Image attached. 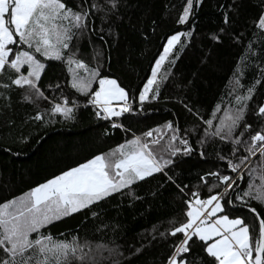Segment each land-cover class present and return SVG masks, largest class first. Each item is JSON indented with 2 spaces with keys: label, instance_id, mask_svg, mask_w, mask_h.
I'll use <instances>...</instances> for the list:
<instances>
[{
  "label": "trees",
  "instance_id": "16d2710c",
  "mask_svg": "<svg viewBox=\"0 0 264 264\" xmlns=\"http://www.w3.org/2000/svg\"><path fill=\"white\" fill-rule=\"evenodd\" d=\"M63 2L79 10L83 0ZM87 2L103 3V0ZM185 4L186 0H119L115 14L90 15L89 29L71 41L77 59L89 68H98L100 77L116 79L127 91L131 109L120 117L98 118L95 112L99 109L89 103L90 96L71 88L66 64L44 60L38 54L46 64L39 87L47 100L33 98L28 102L23 99V90L15 86L0 88V204L135 137L148 139L143 136L145 132L161 129L154 136H162L161 144L166 145L173 134L165 128L168 123L178 129L176 135L186 139L192 148L191 153L184 154V145L177 140L175 147L181 151L172 156L160 152L156 146L158 156L173 161L164 169L167 176L155 173L132 185L131 194L125 189L90 209L41 228V233L56 240L77 238L86 254L82 264H166L174 245L183 238L180 233L171 236L169 230L186 221L185 201L195 199L193 192L198 193V198L207 199L224 190L218 178L209 175L212 172L235 180L221 201L222 214L243 219L253 237L258 233V220L249 209H255L264 218V204L249 197L237 199L248 190L249 183L260 184L259 170L250 172L251 168L259 169V154L241 165L239 172L243 178H238L229 168L228 160L239 163V157L247 155L243 145L236 146L233 154L230 142L205 135L214 131V127L210 129L204 123L212 118L217 105L221 111L213 120L214 126L224 110L235 107L230 93L234 74L240 68L244 88L239 91L246 92L255 84L244 122L252 124L253 130L264 127V118L255 114L264 105V73L260 71L264 67V33L256 27L264 13V0H202L198 6L194 0L189 20L179 24L178 17ZM225 13L228 24L224 23ZM189 31L191 37L182 38L183 47L177 45L175 56L170 55L160 71L157 97L151 99L150 94L149 100L141 105L139 94L150 79L151 69L167 39ZM213 34L220 35V42L210 39ZM250 43L256 55L249 56L244 66L242 57ZM173 59L175 62L171 63ZM25 69L22 71L26 74ZM80 74L84 75L82 71ZM7 82L6 77H0V84ZM97 86L93 84V91ZM65 99L70 107L75 102L74 118L51 116V103H62ZM37 114L43 119H33ZM113 122L121 127L113 128ZM242 130L243 122L236 135ZM248 135L245 132L242 139L247 140ZM221 156L225 159H220ZM169 176L175 183L168 180ZM32 235L34 238L35 233ZM189 244L188 264H216L204 251L203 242L194 237ZM71 264L81 262L72 260Z\"/></svg>",
  "mask_w": 264,
  "mask_h": 264
},
{
  "label": "snow or ice",
  "instance_id": "6c2138e0",
  "mask_svg": "<svg viewBox=\"0 0 264 264\" xmlns=\"http://www.w3.org/2000/svg\"><path fill=\"white\" fill-rule=\"evenodd\" d=\"M195 3L198 6L202 0H195ZM193 5L194 0H186L182 14L178 17L179 24H185L189 20ZM118 6L119 0H103V3H88L83 0L79 10H73L63 0H0V77L8 80L7 83L0 84V88L9 89L15 86L23 90V99L28 102H32L33 98L47 100L48 97L39 87L46 64L38 58V54L44 60H56L66 64L71 74V88L81 95L90 96L89 103L99 109L95 112L98 118L110 120L129 112L131 105L127 91L116 79L100 77L98 68H89L83 60L77 59L76 52L71 47L74 36L89 29L90 15L115 14ZM224 23L228 24L227 13L224 14ZM256 27L264 33V13L259 16ZM191 35L190 31L178 32L167 39L163 54L151 69V78L139 94L141 105L149 100L150 94L151 99L157 97L158 72L169 55L175 56L174 49L177 45L183 47L182 37ZM210 39L218 43L221 37L213 34ZM14 45L26 46L27 50L14 52L11 47ZM255 55L250 43L242 57L244 66H247L248 57ZM174 62L173 59L171 63ZM22 69H25L26 74ZM81 71L84 75L80 74ZM260 71L264 73V67ZM241 74L242 71L238 68L234 74L233 91L230 93L235 107L224 110L223 116L219 117V123L214 126L213 120L217 119V112L221 111V106L217 105L212 118L204 121L210 129L214 127V131L206 132L205 135L230 142L233 145V154L236 146L243 145L247 155L240 156L239 163L228 160L229 168L240 179L243 178L239 172L241 165L249 162L250 157L259 154L261 165L259 169L251 168L250 172L259 170L260 184L256 186L249 183L248 190L244 191L243 196L238 195L237 199L249 197L264 204V127L253 130L252 124L244 122L248 102L255 92V84L248 87L246 92L239 91L244 88L239 78ZM259 83L257 80L256 84ZM93 84L98 85L94 91ZM117 102H120L119 107L116 106ZM68 105L66 99L62 103H51V116L73 119L75 102L72 107ZM255 114L264 118V105H260ZM33 119L40 121L43 116L37 114ZM242 122L243 130L236 135ZM112 127L118 128L121 125L113 122ZM165 128L173 133L166 145L161 144L162 136H154V132L159 134L161 129L145 132L143 136L148 139L135 137L108 153L95 155L31 188L23 195L0 204V252L3 253L0 264H71L72 260H78L82 264L86 254L77 238L74 237L72 241L56 240L51 235L41 233V228L62 217L90 209L94 204L125 189L131 194L132 185L155 173L167 176L164 169L173 161L165 159L163 155L158 156L156 146H159L160 152H167L172 156L181 151L175 147L177 140L184 145V154L191 153L192 148L186 139L176 135L178 129H174L171 123L166 124ZM245 132L249 133L247 140L242 139ZM200 154L203 156V152ZM220 159L225 157L221 156ZM209 175L217 177L224 185V190L207 199H200L198 193L193 192L195 199L185 201L186 221L169 230L171 236L180 233L183 238L174 245V251L166 264H188L186 254L191 250L189 242L194 237L203 242L204 251L214 258L216 264H264V218H260L255 209H249L256 214L258 220V233L253 237L250 226L243 219H230L228 215L217 216L224 211L221 201L228 195L235 180L218 172ZM201 179L204 180V177ZM168 180L175 183L170 176ZM180 191L183 192V189L180 188Z\"/></svg>",
  "mask_w": 264,
  "mask_h": 264
},
{
  "label": "rangeland",
  "instance_id": "374dc122",
  "mask_svg": "<svg viewBox=\"0 0 264 264\" xmlns=\"http://www.w3.org/2000/svg\"><path fill=\"white\" fill-rule=\"evenodd\" d=\"M183 38V37H182ZM167 44V43H166ZM11 47H13V51L15 52V51H17V50H27V48H26V46H18V45H14V46H11ZM175 50V49H174ZM163 54V52L161 53V55ZM160 57V56H159ZM169 57H170V55L168 56V58L165 60V62H164V64L168 61V59H169ZM159 59V58H158ZM163 64V65H164ZM154 67H155V65H154ZM25 68H26V66H25ZM162 69V68H161ZM161 69H160V71H161ZM23 70V69H22ZM160 71L158 72V75H157V81H158V77H159V74H160ZM151 78V77H150ZM155 87V86H154ZM128 102H129V96H128ZM119 103L120 102H117V104H116V106L117 107H119ZM130 103V102H129ZM124 114V113H123ZM122 114V115H123ZM221 215H224V214H222V213H218L217 214V216H221ZM215 218V217H214ZM230 218V217H229ZM230 219H233V218H230Z\"/></svg>",
  "mask_w": 264,
  "mask_h": 264
},
{
  "label": "crops",
  "instance_id": "0c3cea01",
  "mask_svg": "<svg viewBox=\"0 0 264 264\" xmlns=\"http://www.w3.org/2000/svg\"><path fill=\"white\" fill-rule=\"evenodd\" d=\"M213 219H215V218H213ZM210 242H211V241H210ZM210 242H209V243H210Z\"/></svg>",
  "mask_w": 264,
  "mask_h": 264
}]
</instances>
